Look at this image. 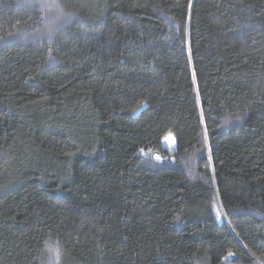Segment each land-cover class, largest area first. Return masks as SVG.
<instances>
[{
	"label": "trees",
	"instance_id": "16d2710c",
	"mask_svg": "<svg viewBox=\"0 0 264 264\" xmlns=\"http://www.w3.org/2000/svg\"><path fill=\"white\" fill-rule=\"evenodd\" d=\"M60 2L0 0V264H264V0Z\"/></svg>",
	"mask_w": 264,
	"mask_h": 264
},
{
	"label": "snow or ice",
	"instance_id": "6c2138e0",
	"mask_svg": "<svg viewBox=\"0 0 264 264\" xmlns=\"http://www.w3.org/2000/svg\"><path fill=\"white\" fill-rule=\"evenodd\" d=\"M25 2L29 7L38 9V23L35 27H33L31 32L25 31L22 34L19 32L9 33V35H19L20 38H28L33 35H47L51 38L57 27L60 24L67 22L69 13L64 10V5L60 2V0H25ZM52 50V48H49V53H51ZM49 59H52L51 55L49 56ZM197 103H202L199 97L197 98ZM246 112L247 110H245V113ZM243 114L244 113L237 114L233 117V115L229 113L221 127L227 126L232 119L239 121ZM205 137H207V132H205ZM166 139H171V137H166ZM155 159L161 160L162 158L160 156H156ZM219 216L220 213L218 212L217 218H219ZM229 255L232 254L229 253Z\"/></svg>",
	"mask_w": 264,
	"mask_h": 264
},
{
	"label": "built area",
	"instance_id": "2783aa9c",
	"mask_svg": "<svg viewBox=\"0 0 264 264\" xmlns=\"http://www.w3.org/2000/svg\"><path fill=\"white\" fill-rule=\"evenodd\" d=\"M156 156H160V155H158V154H154V155H153V159H154V160H156V159H155ZM160 157L162 158V156H160ZM162 160H163V158H162L161 160H156V161H157V162H161Z\"/></svg>",
	"mask_w": 264,
	"mask_h": 264
},
{
	"label": "water",
	"instance_id": "95a60500",
	"mask_svg": "<svg viewBox=\"0 0 264 264\" xmlns=\"http://www.w3.org/2000/svg\"><path fill=\"white\" fill-rule=\"evenodd\" d=\"M167 137H171V139L174 141V138H173V136L172 135H168ZM174 143H175V141H174ZM164 147V146H163ZM165 148V147H164Z\"/></svg>",
	"mask_w": 264,
	"mask_h": 264
},
{
	"label": "rangeland",
	"instance_id": "374dc122",
	"mask_svg": "<svg viewBox=\"0 0 264 264\" xmlns=\"http://www.w3.org/2000/svg\"><path fill=\"white\" fill-rule=\"evenodd\" d=\"M168 150V149H167ZM169 151V150H168ZM159 155V154H158ZM152 158H153V156H152Z\"/></svg>",
	"mask_w": 264,
	"mask_h": 264
}]
</instances>
